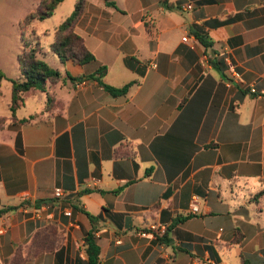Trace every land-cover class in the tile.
<instances>
[{"label": "crops", "instance_id": "obj_1", "mask_svg": "<svg viewBox=\"0 0 264 264\" xmlns=\"http://www.w3.org/2000/svg\"><path fill=\"white\" fill-rule=\"evenodd\" d=\"M179 1L86 0L76 33L96 61L59 60L22 117L0 116V208L19 207L0 217V264H89V234L97 264H264V0Z\"/></svg>", "mask_w": 264, "mask_h": 264}, {"label": "trees", "instance_id": "obj_2", "mask_svg": "<svg viewBox=\"0 0 264 264\" xmlns=\"http://www.w3.org/2000/svg\"><path fill=\"white\" fill-rule=\"evenodd\" d=\"M65 0H42L39 7L35 12L29 15L26 19L27 24H32L35 21H44L53 17L57 8ZM186 0H180L177 6H181L185 3ZM86 0H78L73 14L65 19L62 24L55 30V39L53 44L50 46L51 52L56 55L61 63H66L72 61L75 64L86 65L91 62H95V56L86 48L84 40L76 33V26L79 24L85 6ZM164 4L168 8H172V5L169 4L168 0H164ZM114 5V4H113ZM195 36L202 46L206 49L212 46V43L209 40L208 34L203 30L202 27H195ZM39 50L36 48L28 49L27 46L24 48V53L19 57V68L21 72V78L16 80H11V105L10 110L12 114V123L14 124L16 120V113L20 109L23 102V94L29 92L32 89L41 87L42 90H45L46 84L50 81H54L61 77V72L59 70H54L47 63L42 61L38 56ZM218 64H223L218 63ZM215 65V63H214ZM227 67H225L226 71ZM107 73V67H101L95 75H92L90 78H96L101 81ZM68 79L71 81L84 80L76 79L67 75ZM3 76L0 73V79ZM138 82H132L123 88H114L111 86L103 85L104 89L111 93L113 96H122L126 95L130 88L137 84ZM2 98V91L0 89V101ZM48 107L46 111L50 110L51 98L48 95ZM36 116H32L29 119L21 120V124L29 123L31 120L35 119ZM6 122L3 119H0V130L5 126ZM17 147L20 152H22V142L21 137L18 136ZM21 206H25L22 203ZM19 207H2L0 208V217L17 210ZM91 222L95 224L98 220L101 219V216L94 217L88 214ZM85 244L87 246V251L89 254V264H97L100 248L98 245L97 238L89 234L85 239Z\"/></svg>", "mask_w": 264, "mask_h": 264}, {"label": "rangeland", "instance_id": "obj_3", "mask_svg": "<svg viewBox=\"0 0 264 264\" xmlns=\"http://www.w3.org/2000/svg\"><path fill=\"white\" fill-rule=\"evenodd\" d=\"M42 0H0V89L2 103L0 116L9 118L11 110V80L21 78L19 57L24 53V48L39 50V58L54 69L53 64L59 63V58L54 55L50 46L53 44L52 33L59 27L63 19L70 17L75 9L77 0H65L56 10L53 17L44 21L27 24L26 19L35 12ZM56 70V69H54ZM35 91L43 93L42 88ZM36 92V93H38ZM37 95V94H36ZM40 104L37 97L30 98L27 107H36ZM24 110L18 111L17 117H22Z\"/></svg>", "mask_w": 264, "mask_h": 264}, {"label": "built area", "instance_id": "obj_4", "mask_svg": "<svg viewBox=\"0 0 264 264\" xmlns=\"http://www.w3.org/2000/svg\"><path fill=\"white\" fill-rule=\"evenodd\" d=\"M181 9L182 10H188V9H192L191 4L190 3H184L181 5ZM184 42L188 41V38L185 37L183 38ZM215 57L219 58V60H221L223 63H225L227 69H226V74L229 78V81H236V82H242V75L239 71H237L236 69V65L234 64V62L232 61L231 57H230V52L227 49H223L220 51V53L218 55H215ZM202 63H208V59H204V61ZM252 92L255 93V90H252ZM64 194L61 190H58L56 192V197H63ZM199 197L198 196H194L192 198V202H191V206H190V210H189V214L190 215H198L200 213V204H199ZM9 229V226L7 225V222H4L1 226H0V235L5 234ZM169 231V228L167 225L165 224H160V225H153L149 228V230L147 231H142L140 233V235L142 236H152L155 238H161L164 237Z\"/></svg>", "mask_w": 264, "mask_h": 264}]
</instances>
